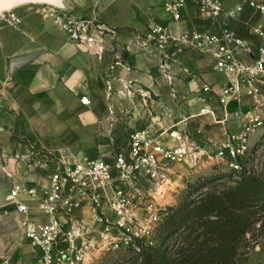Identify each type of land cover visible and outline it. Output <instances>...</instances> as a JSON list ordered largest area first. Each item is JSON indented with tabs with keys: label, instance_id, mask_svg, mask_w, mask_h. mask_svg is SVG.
Listing matches in <instances>:
<instances>
[{
	"label": "crops",
	"instance_id": "0c3cea01",
	"mask_svg": "<svg viewBox=\"0 0 264 264\" xmlns=\"http://www.w3.org/2000/svg\"><path fill=\"white\" fill-rule=\"evenodd\" d=\"M166 1H33L15 9L10 26H0V222L5 220L8 207L13 208L24 232L23 223L38 220V199L25 197L31 208L28 214L19 213L6 202L15 184L28 188L46 184L47 162L54 155L112 162L115 150H130V135L135 130L148 129L164 138L169 132L188 133L184 121L202 112L179 115L171 102L172 91L198 93L205 85H212L220 108L217 94L228 77L213 71L212 59L192 50L175 53L177 62L167 71L168 78L162 70V55L152 45L146 46L140 36L155 23L172 25L174 31L218 32L226 26L240 37L260 43L253 26L264 25V15L247 8L237 20L226 15L214 20L200 16L188 0L182 21L177 23L168 13ZM243 1L226 0L225 9ZM47 5L74 17H94L116 36L108 39L104 52L78 45L52 17L45 16L42 10ZM192 68L209 70L204 75L208 84L202 77L190 75ZM153 94L165 95L171 107H165L162 96L153 100ZM83 97L92 104L84 105ZM188 104L203 103L195 99ZM204 105L216 117L217 106ZM233 106V102L228 105V113ZM19 157H30L34 162L30 167L13 165ZM82 213L88 216L89 211L86 208Z\"/></svg>",
	"mask_w": 264,
	"mask_h": 264
},
{
	"label": "built area",
	"instance_id": "2783aa9c",
	"mask_svg": "<svg viewBox=\"0 0 264 264\" xmlns=\"http://www.w3.org/2000/svg\"><path fill=\"white\" fill-rule=\"evenodd\" d=\"M189 1L200 16L214 20L222 15L237 20L247 8L264 15V0H245L230 10L225 9L226 0ZM187 2L166 1L173 21H182ZM42 11L78 45L104 52L108 39L116 36L114 30L94 17H74L48 5ZM253 33L260 43L248 41L226 26L218 32L174 31L155 23L140 38L162 55V70L168 78L167 71L177 62L175 53L192 50L212 59L213 71L228 77L217 94L224 115L220 122L225 125L231 118L227 108L230 103L244 97L258 100L264 92V25L253 26ZM203 90L214 93L212 85H205ZM82 103L92 104L87 97L82 98ZM206 114L214 116L213 111L204 109L201 115ZM263 127L260 116L245 115L239 129L227 132L215 153L185 132H169L164 138L148 129L135 130L130 135V150H115L112 162L90 156L50 157L47 183L40 188L15 184L6 203L28 214L31 208L25 197L38 199L41 216L24 225L27 239L39 251L40 264H86L94 251L141 252L157 243L156 230L167 212L160 215L156 205L146 200L140 192L141 184L159 186L167 182L177 165L196 169L203 162L226 158L231 159L228 163L233 171L242 172L248 169L252 137ZM86 208L88 216L82 213Z\"/></svg>",
	"mask_w": 264,
	"mask_h": 264
},
{
	"label": "rangeland",
	"instance_id": "374dc122",
	"mask_svg": "<svg viewBox=\"0 0 264 264\" xmlns=\"http://www.w3.org/2000/svg\"><path fill=\"white\" fill-rule=\"evenodd\" d=\"M26 3L28 2H20L14 6L0 8V20L3 17L4 19H7L2 22L0 21V26L8 25L12 20H15L13 14L15 9ZM166 26L171 30L173 29L172 25L167 24ZM207 73H209V70L207 71L205 68H192V70H190V75L194 76V78L195 76L202 77L208 84L204 79V75ZM201 85V87L204 86L203 83ZM173 88H175L174 85ZM177 92L178 91H176V93L172 91L171 102L176 104L175 107L177 108L179 115L181 113L185 116L199 114L206 108L204 104H215L214 106H217L214 93L206 92L204 90L202 92L189 94H179ZM159 96H162L161 100L162 102L164 101L163 104H165V107L170 108L171 103L166 101L165 95H151L153 100L157 101L160 99ZM195 99L201 101L203 104L194 105L193 107L189 106L188 103ZM163 104L161 105L163 106ZM187 105L189 108H186ZM233 105L232 108H229L231 118L227 124L224 125L220 122V120H222L223 112L221 111V108H218L217 106L216 109L218 108V112L216 117L210 114L201 115L184 124L188 131L187 134L194 140H197L201 145L210 148L211 151L215 153L223 144L226 133L239 129L245 115L252 113L264 119V92L258 100L251 97H244L240 101L233 102ZM172 113L173 110L171 111V114ZM238 113L241 114V118ZM174 114L175 113H173V116ZM248 155H250L246 161V167L248 169L255 167L259 170L263 167L264 129L259 130L252 137L251 149ZM31 159L32 158L30 157H19L18 161L13 165L16 164L18 166L21 164L24 167H30V164L34 162V160ZM230 160L231 159L226 158L223 161L203 162L201 166L196 169H191L184 165L175 166L168 177L167 182L162 183L159 186L144 182L140 186V192L145 196L147 201L156 205L161 215L170 208L178 205L181 200L191 192L193 187H196L197 185H206L207 187L218 185L223 188L226 184H230V179L233 174V170L228 163ZM6 165L8 166V162ZM11 168H9V170ZM198 192H196V194ZM7 210L8 212L5 220L0 222V264H40L33 243L24 238V228L21 226L18 218L12 213L14 211L13 208L8 207ZM142 213L147 216L146 212ZM154 224L155 223L152 225ZM157 225L155 226L157 227ZM126 256L128 255L124 252L105 254L103 252L94 251L88 257L86 264H130V262L127 261L128 258ZM237 264H264V232L261 230V224L257 225L253 233H250L243 242L237 257Z\"/></svg>",
	"mask_w": 264,
	"mask_h": 264
},
{
	"label": "trees",
	"instance_id": "16d2710c",
	"mask_svg": "<svg viewBox=\"0 0 264 264\" xmlns=\"http://www.w3.org/2000/svg\"><path fill=\"white\" fill-rule=\"evenodd\" d=\"M230 180L223 188L193 187L166 212L156 230L157 243L141 252L124 251L127 261L237 264L247 236L259 224L264 232V165L259 170L252 167L239 173L233 171Z\"/></svg>",
	"mask_w": 264,
	"mask_h": 264
},
{
	"label": "water",
	"instance_id": "95a60500",
	"mask_svg": "<svg viewBox=\"0 0 264 264\" xmlns=\"http://www.w3.org/2000/svg\"><path fill=\"white\" fill-rule=\"evenodd\" d=\"M33 1H42V0H0V8L14 6L20 2H33Z\"/></svg>",
	"mask_w": 264,
	"mask_h": 264
}]
</instances>
